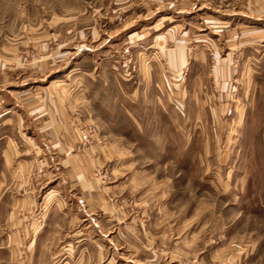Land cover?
Here are the masks:
<instances>
[{
  "label": "rangeland",
  "instance_id": "rangeland-1",
  "mask_svg": "<svg viewBox=\"0 0 264 264\" xmlns=\"http://www.w3.org/2000/svg\"><path fill=\"white\" fill-rule=\"evenodd\" d=\"M211 261L264 264V0H0V264Z\"/></svg>",
  "mask_w": 264,
  "mask_h": 264
},
{
  "label": "crops",
  "instance_id": "crops-1",
  "mask_svg": "<svg viewBox=\"0 0 264 264\" xmlns=\"http://www.w3.org/2000/svg\"><path fill=\"white\" fill-rule=\"evenodd\" d=\"M200 252H201V251H200ZM199 254H200V256L202 257V254H203V253H202V252H201V253H197L196 255H199ZM201 259H202V258H201ZM212 262H213V261H211V264H213ZM201 264H202V262H201Z\"/></svg>",
  "mask_w": 264,
  "mask_h": 264
}]
</instances>
